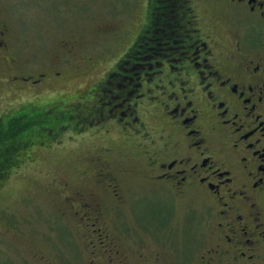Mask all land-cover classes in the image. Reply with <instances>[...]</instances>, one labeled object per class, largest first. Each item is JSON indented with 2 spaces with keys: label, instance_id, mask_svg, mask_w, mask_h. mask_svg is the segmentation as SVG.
Wrapping results in <instances>:
<instances>
[{
  "label": "flooded vegetation",
  "instance_id": "obj_1",
  "mask_svg": "<svg viewBox=\"0 0 264 264\" xmlns=\"http://www.w3.org/2000/svg\"><path fill=\"white\" fill-rule=\"evenodd\" d=\"M151 1L128 52L90 91L94 109L73 121L121 131L138 157L102 147L93 175L100 204L94 195L69 200L99 239L87 243L89 264H264V0ZM9 34L0 4V83L25 95L60 77L16 65ZM130 171L149 194L129 198ZM139 201L152 209L117 210ZM190 203L199 210L183 217L182 237L169 235L173 208ZM124 212L134 226L119 224ZM141 228L153 242L138 248L128 235Z\"/></svg>",
  "mask_w": 264,
  "mask_h": 264
},
{
  "label": "rangeland",
  "instance_id": "obj_2",
  "mask_svg": "<svg viewBox=\"0 0 264 264\" xmlns=\"http://www.w3.org/2000/svg\"><path fill=\"white\" fill-rule=\"evenodd\" d=\"M150 3L153 4L151 0H0L1 18L9 26L12 50L18 57L16 65L38 71L53 67L51 72L62 73L40 87L27 88L30 93L25 95L14 92L16 85L0 83V125L11 114L24 111H43L46 115L40 121L44 117L48 120L37 126L35 119L40 117L31 119L33 122L27 125L30 130L25 127L18 134L20 140L10 153L9 167L4 166L0 172V264H89L93 248L87 243L97 244L99 239L90 233L87 220L71 214L69 200L74 194H83V200L94 195L100 204L98 197L103 192L93 175L102 147L111 145L132 159L138 157H132L136 151L121 131L112 129L105 135L99 130L74 128L73 121L79 115L85 116L90 107L94 109L86 100L93 93L90 91L128 52L140 25L148 18ZM131 64L122 62V66ZM99 97L95 94L96 100ZM44 129L52 131L46 134ZM8 142L9 139L4 142L3 149L8 150ZM125 175L129 198L149 194L145 181L133 171ZM143 202L133 207L127 202L117 210L143 209ZM150 209L151 204L144 208ZM196 210V203L188 207L176 204L169 235L180 239L183 217ZM124 213L126 217L119 224L125 228L134 226L136 216ZM149 235L152 233L148 234L147 228H141L128 236L142 248L146 242H153Z\"/></svg>",
  "mask_w": 264,
  "mask_h": 264
},
{
  "label": "trees",
  "instance_id": "obj_3",
  "mask_svg": "<svg viewBox=\"0 0 264 264\" xmlns=\"http://www.w3.org/2000/svg\"><path fill=\"white\" fill-rule=\"evenodd\" d=\"M154 1H155L154 3L156 5H158V6H162V5L167 3V2H165V0H154ZM22 114H23V112L19 113V115L17 114L18 116L16 118L13 117L12 119H10V116H9L7 118V121L5 122V124L4 125H0V172L1 171L3 172V170L6 168L7 165L9 167V162H10V159H11L10 158V153L13 152L14 150H16L15 142L17 140H20L19 139V136L21 135L20 133L23 132L25 127L27 128L28 131L30 130L29 126H27V125H28V123L30 124V123L33 122V121H31V119L35 118L34 114L31 115L28 111H26L27 117H25L26 118V120H25L23 118V116H21ZM40 114H42V116L46 115V113L44 114L43 111H41ZM50 116L52 117L53 115H49V117ZM41 118L42 117H40L39 120L35 119L36 120L35 124H38L37 126H40L41 122H47L48 121V120H46L47 119L46 117L43 118L44 121L43 120L40 121ZM43 131H46V134H47V133H50L51 130L44 129ZM4 134H7V135L12 136V137H8V138L4 139V137H1ZM18 134H20V135H18ZM7 139H9V142L7 143L8 150L5 149V148L3 149L4 142H6ZM4 166H5V168H4Z\"/></svg>",
  "mask_w": 264,
  "mask_h": 264
}]
</instances>
